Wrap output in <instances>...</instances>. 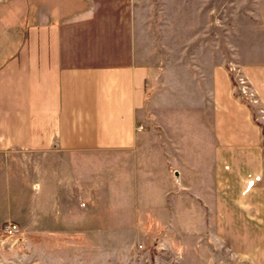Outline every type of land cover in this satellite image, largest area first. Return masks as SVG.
<instances>
[{"label":"crops","instance_id":"obj_1","mask_svg":"<svg viewBox=\"0 0 264 264\" xmlns=\"http://www.w3.org/2000/svg\"><path fill=\"white\" fill-rule=\"evenodd\" d=\"M243 18L224 58L219 0H0V224L68 213L75 235L131 213L264 264V177L246 188L264 172V0Z\"/></svg>","mask_w":264,"mask_h":264},{"label":"rangeland","instance_id":"obj_2","mask_svg":"<svg viewBox=\"0 0 264 264\" xmlns=\"http://www.w3.org/2000/svg\"><path fill=\"white\" fill-rule=\"evenodd\" d=\"M251 2L219 0L220 25L214 26L212 33L218 40L214 44L218 46L221 57H229L238 45L236 37ZM161 12H171L170 29L178 37V10ZM162 27L155 26L157 35L164 31L165 27ZM203 28L189 25L187 34L201 33ZM165 29L169 30L168 27ZM170 44L173 50L179 48V41ZM117 214L89 213L85 234L78 233L76 227L75 235H70L68 213H51L49 216L29 213L22 218L23 223L14 221L20 226L17 237L5 239L0 233V264H39L43 260L39 259L42 252L48 255L49 264H253L247 257L235 254L223 244L213 251L196 247V235L186 237L181 234L175 220L170 228H165L159 218L157 222L161 221L160 225L153 229V226H143L147 221L131 217V213L128 217L123 213L120 216ZM137 226L140 228L135 229Z\"/></svg>","mask_w":264,"mask_h":264},{"label":"built area","instance_id":"obj_3","mask_svg":"<svg viewBox=\"0 0 264 264\" xmlns=\"http://www.w3.org/2000/svg\"><path fill=\"white\" fill-rule=\"evenodd\" d=\"M232 71L235 72L234 88L238 95L246 98L251 104L256 103L255 94L249 87L245 78L238 72V69H236L235 67L232 68ZM258 115L261 119L264 118L263 108H260L258 110ZM262 177H264V172L261 175H256L254 178L250 179L247 182L246 188L250 189L254 185L255 181L260 180ZM0 233L1 236L5 239L17 237L20 234V226L15 222H6L2 225Z\"/></svg>","mask_w":264,"mask_h":264}]
</instances>
